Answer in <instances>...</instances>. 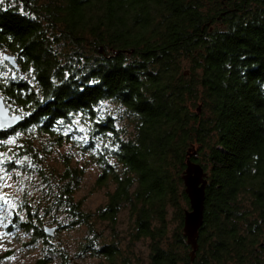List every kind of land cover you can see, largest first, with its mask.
<instances>
[{
	"label": "trees",
	"instance_id": "obj_1",
	"mask_svg": "<svg viewBox=\"0 0 264 264\" xmlns=\"http://www.w3.org/2000/svg\"><path fill=\"white\" fill-rule=\"evenodd\" d=\"M0 51L19 66L0 60V96L21 116L0 130V161L41 190L13 223L45 242L43 217L85 225L82 252L134 264L116 241L95 245V218L115 231L127 208L129 242L148 240V264H264V0H2ZM109 100L130 131L102 113ZM35 134L89 151L98 183L114 184L102 207L82 208L83 169L45 166ZM190 147L208 178L193 259L181 205Z\"/></svg>",
	"mask_w": 264,
	"mask_h": 264
},
{
	"label": "rangeland",
	"instance_id": "obj_2",
	"mask_svg": "<svg viewBox=\"0 0 264 264\" xmlns=\"http://www.w3.org/2000/svg\"><path fill=\"white\" fill-rule=\"evenodd\" d=\"M3 53L7 52L0 51L1 61L4 60ZM185 66L189 64L186 63ZM100 110L115 117L114 124L121 129V133L124 130L130 131L131 125L119 104L110 100L104 101ZM33 138L37 150L41 152L39 154L43 164L52 168L56 174L62 171L67 162L83 169L82 180L74 192V198L81 200L85 211L94 212L105 204L107 192L113 189L114 184L111 180L98 183L101 169L89 151L82 150L74 141H65L50 147L46 144L50 139L46 134H35ZM40 194L41 190L39 191V186L36 187L32 173L17 167H5L0 161V257L5 256L0 264H110L98 253L89 254L80 250V244L87 233L85 225L56 228L51 236H47L48 241L45 242L43 238L34 237L31 231L13 223V215L24 220L25 211L21 207L23 198H36ZM243 204L248 205L246 201ZM181 205L188 207L184 203ZM170 213L168 219H171ZM131 222L127 208L118 213L115 231L110 230L111 226L107 221L95 218L94 226L98 235L95 245L100 247L104 242L116 241L121 250H131L130 257L134 264H148V240H138L132 244L129 242ZM44 224L48 227L57 226L56 222L49 221L47 217L41 220L42 227ZM169 225L172 228L175 223L172 221Z\"/></svg>",
	"mask_w": 264,
	"mask_h": 264
},
{
	"label": "water",
	"instance_id": "obj_3",
	"mask_svg": "<svg viewBox=\"0 0 264 264\" xmlns=\"http://www.w3.org/2000/svg\"><path fill=\"white\" fill-rule=\"evenodd\" d=\"M98 51L103 53L102 46H99ZM2 58L13 68L19 69L15 56L9 53H3ZM200 110V106L197 107ZM21 116L19 114H10L9 108L5 106L2 97L0 96V130L10 128L18 124ZM189 154L185 162V168L181 174L184 192L188 198L189 207L183 212L182 231L186 242L191 247V259H193L195 250L197 249L198 230L203 221L205 187L207 184L206 172L204 167L198 162L191 160L190 156L196 154V150L189 148ZM57 226L48 227L43 225L44 233L52 235Z\"/></svg>",
	"mask_w": 264,
	"mask_h": 264
},
{
	"label": "flooded vegetation",
	"instance_id": "obj_4",
	"mask_svg": "<svg viewBox=\"0 0 264 264\" xmlns=\"http://www.w3.org/2000/svg\"><path fill=\"white\" fill-rule=\"evenodd\" d=\"M206 172V171H205ZM206 178H207V172H206ZM207 183H208V178H207ZM207 185V184H206ZM206 188V187H205ZM261 214L260 211L256 212V216L258 217ZM261 225L263 226L261 229V234H260V241L258 242V246L256 247V250L262 251L264 249V213H262V218H261Z\"/></svg>",
	"mask_w": 264,
	"mask_h": 264
},
{
	"label": "snow or ice",
	"instance_id": "obj_5",
	"mask_svg": "<svg viewBox=\"0 0 264 264\" xmlns=\"http://www.w3.org/2000/svg\"><path fill=\"white\" fill-rule=\"evenodd\" d=\"M0 2H2V0H0ZM81 131H83V129H81ZM19 135V134H17ZM12 141H9V143H11ZM5 203H7V201H5ZM13 207H15V205H13Z\"/></svg>",
	"mask_w": 264,
	"mask_h": 264
}]
</instances>
